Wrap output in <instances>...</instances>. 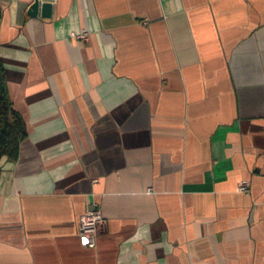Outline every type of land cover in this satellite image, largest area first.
<instances>
[{
    "label": "crops",
    "instance_id": "obj_1",
    "mask_svg": "<svg viewBox=\"0 0 264 264\" xmlns=\"http://www.w3.org/2000/svg\"><path fill=\"white\" fill-rule=\"evenodd\" d=\"M31 1L0 0L27 132L0 157V264H264V0Z\"/></svg>",
    "mask_w": 264,
    "mask_h": 264
},
{
    "label": "trees",
    "instance_id": "obj_2",
    "mask_svg": "<svg viewBox=\"0 0 264 264\" xmlns=\"http://www.w3.org/2000/svg\"><path fill=\"white\" fill-rule=\"evenodd\" d=\"M26 135L23 119L9 97L4 68L0 61V157L6 155L15 160L19 144Z\"/></svg>",
    "mask_w": 264,
    "mask_h": 264
},
{
    "label": "built area",
    "instance_id": "obj_3",
    "mask_svg": "<svg viewBox=\"0 0 264 264\" xmlns=\"http://www.w3.org/2000/svg\"><path fill=\"white\" fill-rule=\"evenodd\" d=\"M40 2L54 3L57 0H39ZM78 40H87L89 32L87 30H80L73 34ZM238 190L241 192L249 191V181L242 180L238 185ZM105 218L102 214V210L96 204L88 206L79 218L78 236L80 242L92 247L96 243L97 236L100 232L101 226L104 224Z\"/></svg>",
    "mask_w": 264,
    "mask_h": 264
},
{
    "label": "water",
    "instance_id": "obj_4",
    "mask_svg": "<svg viewBox=\"0 0 264 264\" xmlns=\"http://www.w3.org/2000/svg\"><path fill=\"white\" fill-rule=\"evenodd\" d=\"M27 14L30 16L40 14L43 17H50L52 14V3L32 0L27 8Z\"/></svg>",
    "mask_w": 264,
    "mask_h": 264
}]
</instances>
